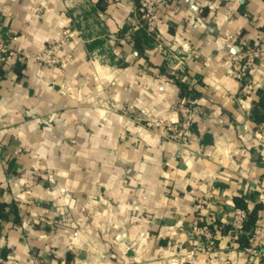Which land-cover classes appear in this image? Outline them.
I'll list each match as a JSON object with an SVG mask.
<instances>
[{"label": "crops", "instance_id": "0c3cea01", "mask_svg": "<svg viewBox=\"0 0 264 264\" xmlns=\"http://www.w3.org/2000/svg\"><path fill=\"white\" fill-rule=\"evenodd\" d=\"M136 14L133 0H0V40L23 56L73 34L65 67L0 68V200L20 217L0 225L4 264H190L198 200L225 226L236 200L264 205L251 119L264 63L246 86L227 74L263 38L264 0H167L148 45L134 41ZM180 84L205 115L188 147L148 126L178 119ZM45 212L64 225L26 222ZM246 250L221 232L197 261L255 264Z\"/></svg>", "mask_w": 264, "mask_h": 264}, {"label": "built area", "instance_id": "2783aa9c", "mask_svg": "<svg viewBox=\"0 0 264 264\" xmlns=\"http://www.w3.org/2000/svg\"><path fill=\"white\" fill-rule=\"evenodd\" d=\"M137 7V14L133 24V30H145L156 41L160 40V30L164 25L163 12L167 6V0H133ZM73 34L68 29L64 32L63 40L50 48L38 52L32 57L23 56L13 50L10 43L0 40V68L12 64H26L32 61L38 67H65L71 60V55L65 52V47ZM261 63H264V36L257 45L244 44L240 53L232 60L227 70L228 77L236 80L244 86L249 85L253 71ZM178 119L173 122L154 121L148 126L163 128L164 137L179 146L188 147L194 137V126L203 121L205 115L201 106L196 101L182 100L177 105ZM264 128V124L261 125ZM208 200H198L195 208L196 216L192 224L193 250L184 258V262L199 264L200 256H210L215 250L218 235L225 232V227H230V238L233 243L240 241L245 234V226L249 218V211L242 208L234 210L230 224L219 225L216 218L204 215L209 210ZM249 245L246 254L254 260L255 264H264V226H257L249 235ZM213 264V263H212Z\"/></svg>", "mask_w": 264, "mask_h": 264}, {"label": "trees", "instance_id": "16d2710c", "mask_svg": "<svg viewBox=\"0 0 264 264\" xmlns=\"http://www.w3.org/2000/svg\"><path fill=\"white\" fill-rule=\"evenodd\" d=\"M136 37V38H135ZM137 38H141L142 42L145 43L146 45L150 44L151 41H154V39L149 36L145 30H139L135 35H134V41L136 40L135 43H138ZM25 64H18L17 70H20L24 68ZM182 88V96L186 100H192L190 99V95L192 92L188 89V87L184 86L183 84H180ZM262 99L259 101L258 104L254 106L251 112V119L254 123L257 125H262L264 124V94L261 93ZM196 125L194 126L195 129ZM236 206L238 208L246 209L249 211V218L245 226V234L240 238L241 243H244V245L248 249V243H249V235L250 233L257 227L259 226L258 222L261 217V212L264 210V205H256V207L253 210H249L247 206L244 205V203L240 200H236ZM12 221L15 224H18L20 222V217L19 214L16 211L10 212L8 210V204H5L0 200V225ZM225 233L230 232V227H225ZM8 254L9 252L7 250L1 251L0 252V264H4L8 260Z\"/></svg>", "mask_w": 264, "mask_h": 264}, {"label": "rangeland", "instance_id": "374dc122", "mask_svg": "<svg viewBox=\"0 0 264 264\" xmlns=\"http://www.w3.org/2000/svg\"><path fill=\"white\" fill-rule=\"evenodd\" d=\"M72 59V57H71ZM71 61V60H70ZM70 61L68 63H70ZM153 126L152 128H154ZM164 128V126H163ZM167 140V139H166ZM50 213L45 212L42 216H34L32 218L27 219V223L33 224L34 227L46 226L49 227L52 231H57L60 229L64 223L59 221V218L55 217V215H49Z\"/></svg>", "mask_w": 264, "mask_h": 264}]
</instances>
